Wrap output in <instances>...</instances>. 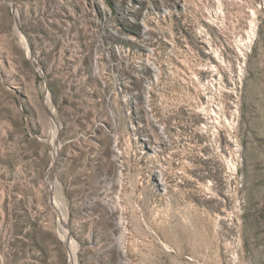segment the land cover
Segmentation results:
<instances>
[{
  "label": "rangeland",
  "instance_id": "rangeland-1",
  "mask_svg": "<svg viewBox=\"0 0 264 264\" xmlns=\"http://www.w3.org/2000/svg\"><path fill=\"white\" fill-rule=\"evenodd\" d=\"M191 1L194 31L213 0ZM159 6L0 0V264H264V7L243 57L229 43L249 6L226 7L216 43L242 76L206 90L229 109L201 113L197 48L191 79L139 70L133 38Z\"/></svg>",
  "mask_w": 264,
  "mask_h": 264
},
{
  "label": "built area",
  "instance_id": "built-area-1",
  "mask_svg": "<svg viewBox=\"0 0 264 264\" xmlns=\"http://www.w3.org/2000/svg\"><path fill=\"white\" fill-rule=\"evenodd\" d=\"M158 1L160 6L153 11H146L142 17V37H137V43L147 51L146 57H142L141 61L144 64L139 65V70L142 72L141 75L144 79H191L193 77L191 55L192 51L197 48L198 51H201L207 57L210 63L206 67L199 68L197 74H194V79L198 81L199 87L202 89L200 96L203 97V100L200 99L199 111L207 113V110L210 109L211 112L215 110L225 112L227 103L224 104L222 101L210 105L208 103L209 99L207 100V98L209 96H207L208 92L206 90L209 86L219 97H222L227 92L221 93L215 90L211 81H213L212 79H218L220 76L215 75L214 72L207 71V68L211 67V65H217L218 67L223 64V66H220L225 69V77L223 79H230V76L239 79L240 74L239 76L234 74L232 69L227 67L225 55L227 49L225 46H218L216 43L219 36L220 38L224 37L223 32H225L227 27L225 25L224 28H221L218 26L219 23L211 21V14L208 12V9L215 8L213 6L214 0L210 6L206 7L205 13L196 20L198 29L194 31L191 28L190 5L192 1L187 3L182 0ZM149 33L152 34V40L148 39ZM217 35L219 36L217 37ZM241 37L242 35L239 37L235 36L234 46L231 45L232 41L229 43L231 51H238L237 42ZM147 40L148 42H144ZM217 53H221L223 60L217 57ZM208 76L211 78L209 80L210 83L207 80L202 81L203 78ZM232 88H235V86ZM205 99L207 100L206 104L203 103ZM230 104L233 105V102ZM222 105H225V107H222ZM225 119L227 122L230 120L226 117ZM233 119L232 116L231 120ZM215 132L217 133L218 130L215 129Z\"/></svg>",
  "mask_w": 264,
  "mask_h": 264
},
{
  "label": "bare ground",
  "instance_id": "bare-ground-1",
  "mask_svg": "<svg viewBox=\"0 0 264 264\" xmlns=\"http://www.w3.org/2000/svg\"><path fill=\"white\" fill-rule=\"evenodd\" d=\"M182 1H184V2L187 3V2H190L191 0H182ZM240 3L241 4H248V6H249L248 13H249V18H250V20L247 21L248 24H246L247 25V29H245V31H244V33L248 36L247 40L246 41H242V39H240L239 40V44L237 42V44H238V47H237L238 48V51L240 52L241 57H243V55L245 53L243 51L244 50V47H246V49H247V46H249V43L252 41L253 37L256 35V32L258 30L257 15H258V12H259V9H260V6H261V5H259V0H214V5L213 6H215V8L214 9L209 8L208 9V12L211 14V16H210L211 17V21L212 22L219 23L218 26H220L221 28H224L225 27V16L227 14L226 7L228 6V4H240ZM92 5L94 6L95 4H92ZM261 7H264V6L262 5ZM208 32H209V30H208ZM129 36H131V35H129ZM129 36L127 38H131L132 37V36L131 37H129ZM121 38H126V37H121ZM135 39L137 40V38H135ZM72 45H75V44H72ZM72 50H74V49H72ZM217 57L219 59L223 60L222 59V56H221V53H217ZM221 65H223V64H221ZM221 65H219L218 67H217V65H211V67L207 68V71L214 72L215 75H219L220 76L218 79H212L213 80V81H211L212 82V85L215 87V89H217V91H219L221 93L222 92H228L230 94H234V93H236L235 88L237 87V83H238L239 79H235L234 77L231 76L230 77L231 78L230 81H232L231 83H234L235 88H231V87L228 88L224 84L223 77H225V74H223L222 71H221V69H220V66ZM241 76H242V66L240 65V76L239 77L241 78ZM208 83H210V81ZM222 107H225V105H222ZM229 107H231V106H229ZM238 110H239L238 108H236L235 110H232L231 112L233 114L232 116H233L234 119L233 120H228L229 124H231L233 127L236 124L235 123L236 122L235 119L238 116V113H239ZM231 112H230V114H231ZM207 113H209V111ZM160 138H162L164 141H168L169 140L168 137L165 136V135H163V134L162 135L160 134ZM145 139L148 141L147 144L149 145V147L154 152H157V150H160L161 149L160 148L161 141L159 140V138H157L155 136L147 135V137ZM167 146H169V145L167 144ZM229 162H231V166L234 168V170H236L237 169V166L234 164V162L232 160H229ZM161 176H162V174L160 172H156L155 173V177H156V179L158 181L157 182L158 187L160 189H165L167 187L165 185V182H163V178H161ZM118 250H119V252L123 251V250H121V248H118Z\"/></svg>",
  "mask_w": 264,
  "mask_h": 264
}]
</instances>
